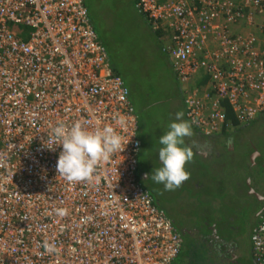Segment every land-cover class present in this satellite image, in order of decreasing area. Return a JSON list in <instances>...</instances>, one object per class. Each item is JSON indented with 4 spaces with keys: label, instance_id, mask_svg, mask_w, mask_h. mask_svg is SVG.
<instances>
[{
    "label": "built area",
    "instance_id": "obj_1",
    "mask_svg": "<svg viewBox=\"0 0 264 264\" xmlns=\"http://www.w3.org/2000/svg\"><path fill=\"white\" fill-rule=\"evenodd\" d=\"M136 7L167 36L163 51L194 128L211 137L228 129V109L240 124L264 112V0H136ZM243 20L259 32L233 33ZM78 121L90 130L113 126L126 146L91 181L70 183L56 170L62 146L50 151L45 143L58 122ZM141 148L131 90L87 0H0V264L174 262L183 236L139 180ZM46 240L60 251L46 252ZM252 243L264 264V211Z\"/></svg>",
    "mask_w": 264,
    "mask_h": 264
},
{
    "label": "rangeland",
    "instance_id": "obj_2",
    "mask_svg": "<svg viewBox=\"0 0 264 264\" xmlns=\"http://www.w3.org/2000/svg\"><path fill=\"white\" fill-rule=\"evenodd\" d=\"M135 1L87 0V4L112 65L135 93L137 103L140 100V104L149 111L138 170L140 175L142 173L143 185L183 236L176 264H183L188 259L191 249H194L192 245L198 246L197 239L190 238H201L204 232L211 231L210 221L218 224L212 233L218 229L219 235L226 233L228 238L240 241L242 264H254L252 233L260 219L257 209L264 201V116L244 127L243 131L242 125L231 131L233 146L230 148L234 150L230 154V162L238 167L231 168L224 175L209 167L221 161L222 154L203 160L197 156L194 148L198 135L191 125L192 135L184 140L185 146L193 152V159L185 165L190 178L175 190H165L162 183H156L152 174L162 167L158 156L162 147L159 138L176 121L178 112H183V120L188 119L183 88L171 57L162 49L167 38H161L152 29L147 18L137 10ZM12 28L20 29L21 26L12 24ZM223 196L232 197V201L223 202L217 210L215 200ZM184 228L188 232L193 230V236ZM194 229H197L196 234ZM208 235L205 234L206 237ZM206 259L220 261L218 257L207 256Z\"/></svg>",
    "mask_w": 264,
    "mask_h": 264
},
{
    "label": "clouds",
    "instance_id": "obj_3",
    "mask_svg": "<svg viewBox=\"0 0 264 264\" xmlns=\"http://www.w3.org/2000/svg\"><path fill=\"white\" fill-rule=\"evenodd\" d=\"M183 115V112H178L176 121L159 138L162 147L158 156L162 167L155 170L152 179L162 183L165 190H175L190 178L185 165L193 159V152L185 146L184 140L192 135V127L189 121L182 119ZM45 146L50 151L62 146L56 164L57 173L70 183H80L91 181L97 167L109 161L115 153H121L126 144L113 126L90 130L78 121L70 127L58 122L52 128V139ZM54 211L57 216L65 217L69 210L56 208ZM43 247L49 253L60 251L55 242L47 240L43 242Z\"/></svg>",
    "mask_w": 264,
    "mask_h": 264
},
{
    "label": "crops",
    "instance_id": "obj_4",
    "mask_svg": "<svg viewBox=\"0 0 264 264\" xmlns=\"http://www.w3.org/2000/svg\"><path fill=\"white\" fill-rule=\"evenodd\" d=\"M244 30H252V31L259 32L258 29H255L247 25L245 20L240 21L237 25H234L232 27L233 33L242 32ZM205 80H206V77H204V75L202 74L200 78L196 79V83L201 82V81L203 82ZM237 127L239 128L241 127V125L235 126L233 128H230L227 131H224L220 134H217L211 137L203 135L201 132H199L195 128L197 131V135H198V138L196 140L197 148L196 146L194 148L195 150H197V156L200 157V160H203V158L205 159L208 157L213 158L212 156L214 154L215 155L217 154L219 157L222 154V157H220L222 159L221 161L213 163L209 166V167H213L219 170L221 175H224L227 171H230L231 168L238 167V166H235V164L230 162V154L234 150L233 148H230L233 146V137L231 135L232 133L231 131L236 129ZM223 154L225 155L224 158H223ZM143 176H146V175L143 174ZM234 178H236V176H233V179ZM231 201H232V197L230 196L228 197L223 196V198L218 197L215 200V203L217 204V207H216L217 210L221 207V204L223 202L230 203ZM210 225H211L210 227L211 231L208 232V234L213 235L212 231L215 227L218 226V224L217 222L213 224V222L210 221ZM183 230L193 236V230L192 231L190 230L189 232L186 228H184ZM196 230L197 229H194V234H196ZM214 234H216L215 231H214ZM217 234L219 235L218 229H217ZM224 235L226 236L228 234L224 233ZM202 236L203 237L205 236V232L202 234ZM190 239L192 240L197 239L198 246L192 245L194 248V249H191L192 254L188 257V259L183 264H242V260H240L242 256V254H240V250H241L240 241L237 238H226V237L225 238H214L213 237V238H190ZM252 254H253V248H252ZM179 256L171 264L178 263L177 260ZM207 256L218 257L220 261H217V262L209 261L206 259ZM253 261L255 262L254 264H256L254 256H253Z\"/></svg>",
    "mask_w": 264,
    "mask_h": 264
},
{
    "label": "trees",
    "instance_id": "obj_5",
    "mask_svg": "<svg viewBox=\"0 0 264 264\" xmlns=\"http://www.w3.org/2000/svg\"><path fill=\"white\" fill-rule=\"evenodd\" d=\"M135 3H136V1H135ZM161 38H164V36H165V38H167V36L165 35V34H163V33H161V32H156ZM166 53V52H165ZM130 88V87H129ZM130 90H131V99H132V102H133V104L135 105V108H136V111H137V113H138V116H139V124H140V138H141V140H142V145H143V143H144V139H145V132H144V126L146 125V122H147V119H149L148 118V113H149V111L148 110H146V107L145 106H142L141 104H140V100H139V102L137 103V101L135 100V93L134 92H132V89L130 88ZM181 97H182V95H181ZM183 99V98H182ZM164 102V101H163ZM158 103H162V101H159ZM227 113H228V118H229V126H228V129H227V127L225 128L226 130H224V131H227V130H229L230 128H233V127H235V126H239V125H242V131H243V128L244 127H247V126H249L250 124H252L253 122H254V120H252V121H250V122H247V123H242V124H240V123H238L237 122V120H236V117H235V115L233 114V112L231 111V110H227ZM256 120V119H255ZM199 131V130H198ZM223 131V132H224ZM200 132V131H199ZM232 134V133H231ZM233 137V136H232ZM140 160V159H139ZM139 168V167H138ZM138 175H139V180H140V182L142 183V185H143V179H142V173H141V175H140V173H139V170H138ZM144 186V185H143ZM145 187V186H144ZM146 188V187H145ZM147 189V188H146ZM149 190V189H148ZM150 191V190H149ZM151 193V192H150ZM152 194V193H151ZM153 196V195H152ZM219 196H221V195H219ZM154 197V196H153ZM155 199V198H154ZM156 202V201H155ZM255 228V227H254ZM254 230V229H253ZM206 233H208V232H205V234Z\"/></svg>",
    "mask_w": 264,
    "mask_h": 264
},
{
    "label": "flooded vegetation",
    "instance_id": "obj_6",
    "mask_svg": "<svg viewBox=\"0 0 264 264\" xmlns=\"http://www.w3.org/2000/svg\"><path fill=\"white\" fill-rule=\"evenodd\" d=\"M261 116H264V112H262L261 114H259V116H257L255 119L257 120V119H259ZM255 119H254V121H255ZM260 153H258V154H256L257 156L259 155ZM139 165V164H138ZM222 182H218V184H221ZM264 211V201H263V203L261 204V206L257 209V216H260L261 214H262V212ZM216 232V234H214L213 233V235H208L207 237L206 236H201V238H228V236L226 235H218L217 234V231H215Z\"/></svg>",
    "mask_w": 264,
    "mask_h": 264
}]
</instances>
